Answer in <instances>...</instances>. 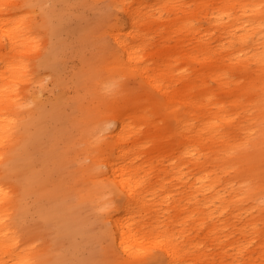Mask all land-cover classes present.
<instances>
[{
    "label": "rangeland",
    "instance_id": "obj_1",
    "mask_svg": "<svg viewBox=\"0 0 264 264\" xmlns=\"http://www.w3.org/2000/svg\"><path fill=\"white\" fill-rule=\"evenodd\" d=\"M4 1L9 2V5L0 10V19H23L21 33L36 38V43L28 50L31 52L28 55L29 72L15 80V98L24 115H34V108L39 103L45 104L49 110L55 98L67 100L64 111L66 119L61 116L57 125H54L48 118V125L54 126L55 130L37 140L31 131V138L23 142L22 157L26 155V159L14 167L10 184H13L12 191L16 196H21L20 206L12 210V229L25 234L38 248L46 252L50 249L49 253L38 252L41 264H126L113 258L116 248L108 230L103 228L107 220L105 215L114 205L109 200L104 203L103 199L93 196L86 189L81 190L83 185L80 180L86 176L75 160L78 150L84 146L83 139L91 135L88 131L95 123L94 118L101 115L98 112L99 105L91 98L92 93L88 87L93 79H101L102 69L109 64H104L107 44L114 49V42L104 37V31L111 25L119 26L123 35L132 31L124 4L119 0ZM127 1L140 8V2L148 6L144 12L139 8L141 15L136 18L139 22L135 25V29L145 34L147 48L142 51L144 57L149 59L154 56L153 50L165 48L173 59H181L174 68V82L167 81L174 85L175 90L194 83L202 89V84L206 83V89L212 93V97L232 107V91L240 92V88L250 82V74L256 77L262 74L260 70H255L259 65L264 67V47L247 55L241 53L240 46L233 44L235 38L229 34V31L240 25L228 29L216 27L219 15L206 18L205 10L201 8L203 0H181L175 7L173 2L161 14L158 13L156 0ZM149 6L155 14L153 17L158 18L151 23V28H147L144 23L151 14L146 12ZM259 10H232L228 23H232L234 17L239 15L253 19ZM183 18H190L185 21H191L189 26L193 29L175 33L177 27L183 25ZM210 20L213 22L210 23ZM174 22L177 25L175 27ZM253 27L260 31L264 28V19L255 21ZM2 41L5 44V40ZM262 41L260 39L256 42L260 44ZM207 51L211 52L209 56L205 55ZM227 53L230 54L226 56ZM44 55L49 65L40 67L39 59ZM213 61L224 67L219 69L227 82L224 87L218 83V77L210 74L209 63ZM148 63L150 68H156L153 61ZM128 82L134 94L130 95L132 98L140 97L135 94L138 90L139 93H150L164 100L162 93L141 78H129ZM148 110L145 108L146 113ZM180 110L184 114L186 108ZM234 112H231V117L236 118V122L244 121V124H248L252 118L246 117L245 120L243 115L235 117ZM105 123L102 121L101 126H108L107 134L117 126L114 121ZM224 128L226 137L237 143H242L247 137V133L238 128ZM178 144L179 139H174V146ZM241 147L244 156L249 149ZM152 155L155 156V153ZM253 163L264 169V148L259 151ZM167 164V161L164 162V165ZM159 168L164 169L162 166ZM175 172L176 169L174 178L170 176L172 171L169 175L163 176L162 173L163 181L151 173V195L148 196L153 198L149 204H154L155 196H161L162 186H166L167 192L174 197V206L168 209L165 205L152 206L147 214L138 207L133 210L137 224L142 229L141 235L145 237L142 247L146 256L144 260L161 253L154 240L160 238V232L170 230L171 235L174 233L172 239L175 238V242L187 253L179 264H264V257L260 256V252H264L263 224H257L261 233L255 237L249 226L241 229L246 222L245 217L249 216L239 215L241 211L234 204L217 201L208 192H203L202 196L194 191L197 198L186 199L183 183L188 179L194 181L204 171L192 170L191 175L183 179H177ZM259 173V169H256L255 174ZM234 176L235 173L229 171L225 178L231 179ZM257 214L253 212L254 216ZM173 215V220L168 222L167 217ZM115 216L128 217L122 211L115 213ZM165 222L169 225L165 226Z\"/></svg>",
    "mask_w": 264,
    "mask_h": 264
},
{
    "label": "bare ground",
    "instance_id": "obj_2",
    "mask_svg": "<svg viewBox=\"0 0 264 264\" xmlns=\"http://www.w3.org/2000/svg\"><path fill=\"white\" fill-rule=\"evenodd\" d=\"M119 1L124 4L132 31L123 35L117 25H111L104 31V37L114 42V49L107 44L104 64H109L102 69L101 79H93L88 87L91 98L99 105L98 112L101 115L94 118L95 123L88 131L91 135L83 139L84 146L75 156L86 176L80 180L83 185L81 190L86 189L93 196L103 199L104 203L109 200L114 205L105 215L107 220L103 223L116 248L113 258L126 264H179L184 254H187L175 242V238L172 239L174 233L171 235L170 230H164L159 233L160 238L154 240L161 253L144 260L146 256L142 247L145 237L141 235L142 229L133 215L136 207L147 214L152 206L165 205L167 209L174 206V197L167 192L166 186H162L161 196L152 195L156 198L154 204H149L153 198L148 196L151 195L150 174L155 173L156 179L163 181L161 178L164 174L169 175L170 171V176L174 178L175 169L177 179H183L186 175L189 177L192 170L204 171L194 176V181L188 179L183 183L185 198H197L194 191L202 196L203 192H208L217 201L234 204L241 211L239 215L249 216L245 217L246 222L241 229L249 226L257 237L261 233L257 224L260 222L264 226V169L253 161L264 148V67L259 65L255 70L261 71L260 76L249 75L250 82L240 88V92L232 91V107L212 97V93L206 89V83L202 84V89L194 83L175 90L174 85L167 81L174 82V68L181 59H173L165 48L153 50L154 56L149 59L142 52L147 48L145 34L135 29V25L139 22L136 18L148 6L145 2H140V8L127 0ZM173 2L175 7L181 0H156L158 13L161 14ZM6 5L9 2L0 0V10ZM150 7L146 11L151 13L150 17L144 22L147 28H151V23L158 20L153 17L155 14ZM201 8L205 10L206 18L219 15L216 27L228 29L240 25L229 31V34L235 38L233 44L240 46L241 53L247 55L264 47V28L257 31L253 27L255 21L264 19V0H203ZM249 8L260 9L253 19L239 15L234 17L232 23H228L232 10L244 11ZM224 19L227 21L222 22ZM185 20L190 18H183V25L177 27L175 33L193 29L189 26L191 21ZM23 26V19H0V264H41L38 252H50V249L46 252L38 248L25 234L12 229V210L20 206L21 196H16L12 191L13 184H10L14 167L26 159V155L22 157L23 142L31 138L30 132L35 133L34 139L37 140L55 130L54 126L48 125V118L54 125H57L61 116L66 119L64 111L67 100L61 97L52 100L53 105L49 110L45 104L39 103L31 117H26L17 103L15 80L29 72L28 55L31 52L28 50L36 43L35 37L21 33ZM260 39H263L262 43L257 44L256 41ZM210 53L207 51L205 55L209 56ZM225 55L221 57L222 60ZM148 61H153L156 68H150ZM39 65H49L45 55L39 59ZM209 66L210 74L218 77V83L224 87L227 82L219 70L222 66H218L216 61L210 62ZM136 77L162 93L164 100L150 93H139L138 90L135 94L140 97L132 98L130 95L134 94L128 79ZM200 90L203 92L199 93ZM182 107L186 108L184 114L180 110ZM145 108L149 109L148 113ZM232 111H235V117L243 115L245 120L246 117L252 118L248 124L236 122V118L231 117ZM102 121L105 124L114 121L117 126L107 134L108 126H101ZM226 126L247 133L246 139L242 143L228 139L224 131ZM174 139H179L178 146H174ZM241 146L249 149L244 156ZM166 161L168 164L164 165ZM256 169H259V174H255ZM229 171H233L235 176L226 179ZM219 187L222 188L217 190ZM120 211L128 217L115 216ZM253 212H257V216ZM173 218L174 215L167 217L168 222ZM168 222L164 225L168 226ZM260 253L264 257V252Z\"/></svg>",
    "mask_w": 264,
    "mask_h": 264
}]
</instances>
